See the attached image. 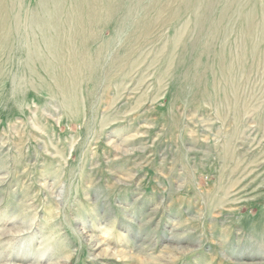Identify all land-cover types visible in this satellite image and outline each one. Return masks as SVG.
Returning a JSON list of instances; mask_svg holds the SVG:
<instances>
[{
    "label": "rangeland",
    "instance_id": "obj_1",
    "mask_svg": "<svg viewBox=\"0 0 264 264\" xmlns=\"http://www.w3.org/2000/svg\"><path fill=\"white\" fill-rule=\"evenodd\" d=\"M5 1L0 264H264V3Z\"/></svg>",
    "mask_w": 264,
    "mask_h": 264
},
{
    "label": "bare ground",
    "instance_id": "obj_2",
    "mask_svg": "<svg viewBox=\"0 0 264 264\" xmlns=\"http://www.w3.org/2000/svg\"><path fill=\"white\" fill-rule=\"evenodd\" d=\"M16 1L17 0H11L12 4H14ZM74 1L76 2L77 7L81 6L82 2H80V1H82V0H74ZM212 1L213 0H195V2L197 4H198V2L202 3V5L205 6V9L209 8ZM249 1L252 4L251 5L252 10H250V12H252L253 7L256 5L257 0H249ZM260 1L262 3H264V0H260ZM252 2H254V3H252ZM41 3H43V5H44L45 2L42 1ZM261 11H263V10H261ZM22 16H23L22 12L18 13V12H15L14 10L12 11L10 9H7L6 1L0 0V53L2 52V48L4 50L16 49L14 46L15 43L11 42L12 39L13 38L16 39L15 38L16 35H18V38H19L20 34L23 35L25 33V32L21 33L19 30L30 32L29 30H33L36 28L38 30L45 31V34H48L50 32V31H48V24H50L49 28L52 31H55V27L59 26V22L56 23V21H58V15L54 12L51 16H50V14H47V15H43L42 17L41 16L39 17L35 13L33 15L28 13V16L26 14V17L25 16L22 17ZM56 16H57V18H56ZM224 16H225V14L222 15L221 17H224ZM80 20H81L80 26H81V31H82V28H84V24H82V17L80 18ZM68 21L71 22L72 19L70 17H68ZM56 32L57 31H55V33ZM260 40H264V32L261 33ZM47 41H50L51 48L54 50V49H59L58 43H60L62 40H61L60 35L57 33L54 35L53 38H50V39H48L45 36L44 42L47 43ZM250 45H251V43H250ZM47 46L49 48L48 43H47Z\"/></svg>",
    "mask_w": 264,
    "mask_h": 264
}]
</instances>
